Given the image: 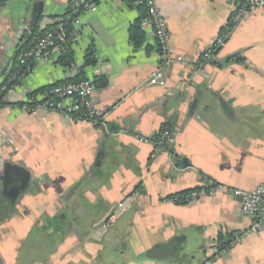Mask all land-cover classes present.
Wrapping results in <instances>:
<instances>
[{
  "label": "crops",
  "instance_id": "0c3cea01",
  "mask_svg": "<svg viewBox=\"0 0 264 264\" xmlns=\"http://www.w3.org/2000/svg\"><path fill=\"white\" fill-rule=\"evenodd\" d=\"M72 1L0 0V86L33 33L72 18ZM156 2L182 61L161 65L139 0H98L71 19L77 68L50 50L5 97L0 264H264V222L253 229L240 198L211 190L264 184V7L240 20L215 62L198 66L239 0ZM157 71L162 81L149 84ZM84 76L100 125L22 108L31 93ZM165 124L173 144L152 157ZM193 189L200 195L189 203L164 200ZM236 231L242 240L219 252Z\"/></svg>",
  "mask_w": 264,
  "mask_h": 264
},
{
  "label": "built area",
  "instance_id": "2783aa9c",
  "mask_svg": "<svg viewBox=\"0 0 264 264\" xmlns=\"http://www.w3.org/2000/svg\"><path fill=\"white\" fill-rule=\"evenodd\" d=\"M98 0H73L70 4L71 14H79L80 6L84 5L85 9H95ZM140 4L147 9V15L143 20L145 24L151 25L154 31L155 38L158 42L161 65H167L172 62L182 61V57H174L171 53L170 41L171 32L165 16L160 11L156 0H139ZM264 7V0H239V2L232 7L231 14L227 25H225L219 34L216 36L212 46L208 48L197 61L198 66H203L211 60L217 59L218 51L226 44L229 35L234 31L240 20L250 12V10ZM31 46L24 50L19 58V67L30 68L33 62L43 58L50 50H56L61 56L67 57L66 60L72 68H77L76 63L70 58L71 43L69 32L64 24L60 23L55 28L46 31L43 35L32 36ZM79 71V70H78ZM26 74L13 73L1 86L0 94L9 96L21 86L22 80ZM163 79L160 71L155 72L148 80L149 84L159 83ZM94 83L91 78L81 77L77 80L61 82L49 88H46L41 95L27 97V100L22 103V108L25 110H34L37 107H42L45 110H54L64 114L67 117L79 121H87L96 123L98 120L102 121V116L96 108L93 99ZM0 101V107H1ZM173 132L170 129H163L159 132L158 138L154 141V148L151 154L152 157L157 156L161 151L169 149L173 144ZM11 143L7 136L0 130V168L3 167L5 152L4 145ZM213 183V182H211ZM211 190L230 191L235 196L240 198L243 212L253 216V229L260 228L264 222V184L260 185L255 190H245L241 188H232L227 185H217L211 187ZM200 195L198 189H193L190 192L166 197L165 201L174 203L182 202L189 203L197 199ZM127 205L120 206L115 214L109 217V220L119 213L123 212ZM245 232H233L219 252H226L231 246L239 243ZM223 242V240H221Z\"/></svg>",
  "mask_w": 264,
  "mask_h": 264
},
{
  "label": "trees",
  "instance_id": "16d2710c",
  "mask_svg": "<svg viewBox=\"0 0 264 264\" xmlns=\"http://www.w3.org/2000/svg\"><path fill=\"white\" fill-rule=\"evenodd\" d=\"M1 1H3V0H1ZM88 2H90L91 0H87ZM70 4H71V2H70ZM143 7H144V9H145V12H146V15H147V9H146V7L144 6V5H142ZM85 9V7H84V5H81L80 6V11L79 12H81L82 10H84ZM71 12V8H70V6H69V10H68V14ZM77 16V14H74V15H72L71 17V19H74L75 17ZM71 19L70 20H64V21H62V22H60V23H62V24H64V26H65V28L67 29V31L69 32L70 31V29H71ZM140 22H141V19H139L133 26H132V28H131V33H130V35H131V39L133 40V42L135 43V45H139L141 42H142V39H143V32H142V30H141V27H140ZM59 24V23H58ZM57 25H52V26H49V28H47L46 30H44V31H42V32H39L38 30L35 32V33H33V36H35V35H43L46 31H48V30H51V29H53V28H55ZM31 44H32V40H31V38H30V40L25 44V46L23 47V49L24 50H26V49H28L30 46H31ZM63 57V61H65L66 60V58L67 57H65V56H62ZM236 59L238 60V61H241L242 59L240 58V57H236ZM216 60H211V61H209L208 63H213V62H215ZM67 62V61H66ZM27 72H28V68L27 67H23V68H20L19 67V65L17 66L16 65V67L13 69V71L11 72V75L13 74V73H18V74H27ZM79 78H81V77H77L76 79H74V80H77V79H79ZM57 84H59V83H57ZM55 85V84H54ZM53 86V85H52ZM49 87H51V86H49ZM48 87V88H49ZM46 89V88H45ZM34 95L35 94V92L34 93H31V95ZM0 101H1V105H6L7 104V101H5L4 100V96H1V94H0ZM101 124V120H98L97 122H96V125H100ZM170 129V126H169V124H165L164 125V127H163V129ZM162 129V130H163ZM158 136H159V133L155 136V140L158 138ZM191 190H185V191H182V192H179V193H176V194H171V195H169L168 197H171V196H174V195H179V194H184V193H187V192H190ZM177 204H182V202H177ZM185 204V203H184ZM222 245H224V244H222Z\"/></svg>",
  "mask_w": 264,
  "mask_h": 264
},
{
  "label": "water",
  "instance_id": "95a60500",
  "mask_svg": "<svg viewBox=\"0 0 264 264\" xmlns=\"http://www.w3.org/2000/svg\"><path fill=\"white\" fill-rule=\"evenodd\" d=\"M115 129H116V126L112 127V130H115ZM184 162H185V163H188L187 160L184 161ZM8 166H9V163H8V162L6 163V165L4 164V169H5V173H6V174H8ZM6 174H5V175H6ZM9 175H11V174L9 173ZM6 176H7V175H6ZM6 176H5V177H6ZM6 178H8V177H6ZM4 179H5V178H4ZM11 189H12V190L14 189L13 184H9V185L6 186V190H11ZM12 190H11L8 194H10V193L12 192Z\"/></svg>",
  "mask_w": 264,
  "mask_h": 264
}]
</instances>
